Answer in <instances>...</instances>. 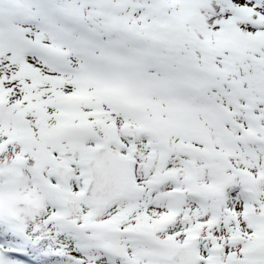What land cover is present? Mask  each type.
Masks as SVG:
<instances>
[{"label":"snow or ice","instance_id":"1","mask_svg":"<svg viewBox=\"0 0 264 264\" xmlns=\"http://www.w3.org/2000/svg\"><path fill=\"white\" fill-rule=\"evenodd\" d=\"M0 264H264V0H0Z\"/></svg>","mask_w":264,"mask_h":264}]
</instances>
